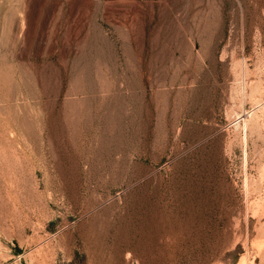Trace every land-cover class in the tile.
I'll return each instance as SVG.
<instances>
[{
    "label": "rangeland",
    "instance_id": "obj_1",
    "mask_svg": "<svg viewBox=\"0 0 264 264\" xmlns=\"http://www.w3.org/2000/svg\"><path fill=\"white\" fill-rule=\"evenodd\" d=\"M0 264H264V0H0Z\"/></svg>",
    "mask_w": 264,
    "mask_h": 264
},
{
    "label": "bare ground",
    "instance_id": "obj_2",
    "mask_svg": "<svg viewBox=\"0 0 264 264\" xmlns=\"http://www.w3.org/2000/svg\"><path fill=\"white\" fill-rule=\"evenodd\" d=\"M9 75H10V74H9ZM7 77H8V76H7ZM7 77H6V78H7ZM8 79H9V78H8ZM5 81H6V80H5ZM7 81H8V80H7ZM20 118H21V116H20ZM25 121H27V120H25Z\"/></svg>",
    "mask_w": 264,
    "mask_h": 264
}]
</instances>
